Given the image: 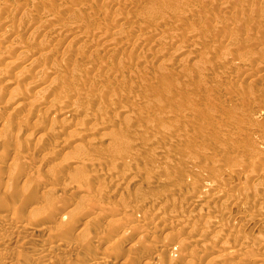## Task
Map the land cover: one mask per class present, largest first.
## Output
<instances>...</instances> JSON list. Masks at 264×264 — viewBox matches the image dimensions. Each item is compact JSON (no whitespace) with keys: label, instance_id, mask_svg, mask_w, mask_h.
Returning a JSON list of instances; mask_svg holds the SVG:
<instances>
[{"label":"rangeland","instance_id":"1","mask_svg":"<svg viewBox=\"0 0 264 264\" xmlns=\"http://www.w3.org/2000/svg\"><path fill=\"white\" fill-rule=\"evenodd\" d=\"M0 23V39L4 38L0 40V52L7 47L14 49L9 51L12 55L6 50L0 54L3 56L0 66L4 67L3 71L7 68L6 75L0 72L6 77L0 75V105L3 106H0V126L3 123L5 126L0 129V215L5 217L0 220V264L12 261L65 264L59 261L61 256L77 263L92 255L102 257L112 251L111 246L119 257L116 264H124V259L129 260L126 264H153L150 257L156 254L159 259L154 264H207L209 257L215 256L209 250L219 246V240L206 241V253L197 251L199 243L187 245L188 242L181 240L190 223L199 218L189 217L191 220H187L183 232L176 227L160 231V226L184 210L187 213L183 215L190 212L192 215L188 191L200 190L212 183L228 189L229 193L223 200L206 203L207 214H220L217 229L230 236L226 241L221 240L222 245L243 240L240 243L243 246L236 248L238 253L246 251L247 257L260 249V255L264 254V249L255 242V236H264V225L243 226L255 207L244 206L242 211L245 209L243 214L247 215L237 218L234 214L238 208L229 202L231 197L247 200L252 194H259L264 207V0H0ZM56 26L63 29L59 34L51 31ZM69 30L83 36L71 40L66 35ZM104 40L107 43L101 45ZM24 46L38 47L35 50L41 53ZM43 49L45 57H40ZM26 53L31 54L28 59ZM6 56L13 59L8 57V61ZM21 57L29 64L30 72L24 70L27 64L20 63L19 60H24ZM6 60L8 64L13 63L9 66L13 69L10 72L8 65H4ZM29 61L33 62L32 66ZM35 61H39L37 65ZM19 68L23 73L20 79L19 70L16 72ZM13 77L18 81H12ZM17 94L22 96L18 98ZM30 102L35 103L32 109ZM44 114L46 118H42ZM22 115L23 118L26 115L25 121ZM86 116H92L91 123L95 125L92 131H84L90 125L88 122L84 130L68 127ZM42 134L44 138L39 139ZM56 142L57 148H54ZM59 143L65 146L58 148ZM16 159L18 164L14 162ZM11 162L17 164H14L16 172ZM57 162H62V166H53ZM252 170L261 171L259 181L249 179L252 174L248 173H253ZM48 173L51 178L55 177L51 180ZM28 174L34 175L31 178ZM68 174L74 179L67 178ZM43 184L55 190L51 200L40 189L33 190ZM103 189L111 194L102 196L107 191ZM24 193L29 194L27 201H23ZM81 194L87 195L86 198L94 196L96 202L102 197L98 204L104 205L103 210H98L94 198L88 199L92 203L86 202L87 210H83L85 204L79 210ZM59 198L69 208L65 209ZM45 199L49 205L54 202V208ZM153 200L165 204L156 215L158 218L153 216L152 209L146 208ZM59 203L67 211L78 209L71 211V222L69 214L65 216L66 211L59 209ZM37 204L45 210L36 211ZM46 205L52 211L57 207L59 210L48 211ZM122 209L127 215L121 218L123 225L122 221L112 225L109 221L120 218ZM100 211L106 219L95 222L96 225L90 220V225H86L83 213L96 216ZM113 212L116 215L110 217ZM133 214H145L148 219L139 221ZM149 216L153 224L157 223L158 230L153 231L156 226ZM131 219L133 222L128 224H136L135 229L122 235L121 229ZM40 220L47 227V231H39L42 236L31 231L34 227L39 230L34 221ZM155 220L159 223L162 220L164 224ZM107 221L109 226H114L110 231L105 228ZM67 225L73 229L61 238ZM229 228L239 231L232 232ZM207 229L211 228L204 227L201 229L204 233L199 234L205 235ZM48 230L55 231L48 233ZM54 232L58 233L53 235ZM238 232L241 235L236 236ZM147 233L158 237L153 236L151 241L147 236L144 239L142 235L143 240L139 237ZM37 239L46 244V254L32 252L31 245ZM139 240L143 248H129L133 244L138 246ZM178 241H181L180 248L171 249ZM61 242L65 243L63 251L48 252L51 246L62 245ZM162 242L171 246L165 247ZM260 258L259 263L264 264V255Z\"/></svg>","mask_w":264,"mask_h":264},{"label":"bare ground","instance_id":"2","mask_svg":"<svg viewBox=\"0 0 264 264\" xmlns=\"http://www.w3.org/2000/svg\"><path fill=\"white\" fill-rule=\"evenodd\" d=\"M5 22H6V20H4ZM2 22V21H1ZM9 22V21H8ZM1 24V23H0ZM3 24V23H2ZM8 24V23H7ZM52 27H53V25H52ZM51 27V28H52ZM60 26H56V27H54L51 31L53 32V34L54 33H58L59 34V32H60V30L62 31L63 29H61V28H59ZM50 30V29H49ZM65 30V29H64ZM67 31V30H66ZM70 31V30H69ZM68 31V32H69ZM47 32H48V29H47ZM65 32V31H64ZM67 32V33H68ZM71 32V33H70ZM69 32V34H66V33H63L64 35L66 34V35H68L67 36V38H69V39H71V40H79L82 36H83V34L81 35V34H77L76 32L77 31H75L74 33H72L73 32V30L72 31H70ZM79 32V31H78ZM50 34H52V33H50ZM62 34V35H63ZM6 36V35H5ZM11 36V35H10ZM63 37V36H62ZM10 38V37H9ZM102 36L100 35L99 37H98V40H102ZM1 39H3L4 40V38H1ZM0 39V40H1ZM2 40V41H3ZM108 41V40H107ZM102 43L104 44V43H107V42H105V40H104V42H100V44L102 45ZM3 44V43H2ZM7 45V44H6ZM13 45V44H12ZM17 45V44H16ZM4 46H5V43H4ZM8 46V45H7ZM39 48L40 47H42L41 45H37ZM44 46V45H43ZM23 47V46H22ZM24 47H27V46H24ZM38 47H35V49L36 48H38ZM28 48V47H27ZM27 48H26V51H28L27 50ZM30 49H32L31 47H29ZM28 48V49H29ZM42 48H45V47H42ZM13 48L12 47H7V48H3V51L4 50H6L5 52H7L8 51V53L7 54H9V51L11 52V50H12ZM35 49H32L33 51L35 50ZM18 50V49H17ZM24 49L22 48V51H23ZM41 50V49H40ZM45 49H43V54H42V56H40V57H45V51H44ZM3 51L2 52H0V54L1 53H3ZM13 52H14V49L12 50ZM21 51V50H20ZM25 51V52H26ZM36 51V50H35ZM34 51V52H35ZM5 52H4V54H5ZM47 52V51H46ZM48 52H50L49 50H48ZM16 53H19V50L16 52ZM25 54L24 52H21V54ZM29 53H31L32 54V52H29ZM28 53V55H31V54H29ZM37 53H41V52H38V51H36V54ZM48 54V53H47ZM47 54H46V56H47ZM6 55V54H5ZM4 55V56H5ZM9 55H12V54H9ZM28 55H27V53H26V56H27V58L26 57H24V58H26V59H28ZM33 55V54H32ZM39 55V54H38ZM1 57H3V56H0V58ZM9 57V56H8ZM8 57L6 56V58H7V60H8ZM23 57H21L22 59H24ZM30 57H32V56H30ZM5 58V57H4ZM3 58V59H4ZM11 57H9V59H10ZM17 58H19V57H17ZM34 58H35V56H34ZM34 58H32V59H34ZM13 59V58H12ZM12 59H10V60H12ZM31 58H29V60H30ZM1 60V59H0ZM5 60V59H4ZM4 60L3 61H1V62H4ZM7 60H6V64L4 63V65L6 66V65H8V66H6V67H8V71L9 70H13V69H9L10 67V65L11 64H13V63H9L8 64V62H7ZM17 60H19V59H16V61ZM39 60V59H38ZM9 61V60H8ZM20 61V63L22 64V63H24V62H26L25 61V59L23 60V61H21V60H19ZM31 61H33L34 62V60H31ZM37 61V60H36ZM35 61V62H36ZM11 62V61H10ZM32 62V63H33ZM39 62V61H38ZM38 62H36V65L38 64ZM29 63H30V61H29ZM32 63H30V65L32 66L33 64ZM15 64H19L18 62L17 63H15ZM27 64V62L25 63V65ZM24 65V66H25ZM18 66V65H17ZM23 66V67H24ZM26 66H28V67H26ZM25 67H26V69H25V67H24V70L27 72L28 70H29V72H30V69H29V64H27ZM1 68H2V71L0 70V72H3L4 74H5V69H7V68H5L4 69V71H3V68L4 67H2V66H0ZM13 66H11V68H12ZM19 67H22V66H19ZM0 68V69H1ZM14 68V67H13ZM33 69V68H32ZM19 70V74H18V79H20V77L22 76L21 74H23V73H21V70H20V68L19 69H17L16 70V72ZM23 70V68H22V72L24 71ZM47 71V70H46ZM10 72V71H9ZM13 72V74H14V72H15V70L14 71H12ZM47 73V72H46ZM51 73V72H50ZM9 74V73H8ZM7 74V75H8ZM0 75H3V74H0ZM6 75V74H5ZM15 75V74H14ZM21 75V76H20ZM12 76V75H11ZM15 76H17V75H15ZM3 78L5 77L4 75L2 76ZM0 78H1V76H0ZM6 78V77H5ZM14 78V77H13ZM18 79H17V77H16V80H15V78H14V80H12V81H14V82H17L18 81ZM1 82V81H0ZM3 82H7V81H3ZM9 83H11V81H8ZM13 82V83H14ZM8 83V84H9ZM41 84H42V82H40ZM5 84H7V83H5ZM37 84H39V83H37ZM41 84H39V85H41ZM44 84V83H43ZM45 85V84H44ZM1 86V85H0ZM42 88H44V86L42 85L41 86ZM39 90H40V87L38 88ZM45 89H46V86H45ZM13 90V89H12ZM14 90H16V89H14ZM11 91V90H10ZM11 92H13V91H11ZM16 93V92H15ZM21 93V92H20ZM13 94V93H12ZM23 94V93H22ZM18 95V94H17ZM16 96V95H15ZM22 96V95H21ZM21 96H17L18 98L19 97H21ZM2 97V96H1ZM16 97V98H17ZM9 98V100L10 101H12L11 99H10V97H8ZM11 98H13V96L11 97ZM13 99H15V98H13ZM9 100L7 101L8 103H9ZM20 100V99H19ZM6 102V103H7ZM5 103V104H6ZM7 103V104H8ZM14 103H18V100L16 101V102H14ZM31 104L33 103V102H30ZM29 105L30 107L31 106H33V104H35V103H33L32 105ZM1 107H3L2 105H0ZM25 106H27V105H25ZM19 107V106H18ZM34 107V106H33ZM33 107H31V109L33 108ZM4 108H5V106H4ZM35 108H36V106H35ZM34 108V109H35ZM14 109H16V108H14ZM33 109V110H34ZM1 110V109H0ZM53 110V109H52ZM29 111H31V110H29ZM44 111V113H46L45 112V110H43ZM49 111V110H48ZM51 112V111H50ZM50 112H48V114L50 113ZM60 113V111H57V113ZM54 113V112H53ZM53 113H52V115H53ZM59 113L58 114H56V115H59ZM55 114H54V117H56L55 116ZM45 115V114H44ZM51 115V116H52ZM23 116L24 115H22L21 117L23 118ZM43 116V115H42ZM46 116H47V114L45 115V116H43L42 118H46ZM50 116V117H51ZM25 117H26V115H25ZM23 118V120L25 119L26 120V118ZM92 117V116H91ZM91 117H88V116H86L85 118H83L82 120L80 119V120H75V122H72V123H70V124H68V127L69 128H74V129H77V130H84V125H85V122H88V123H90V125H88V127H87V129L86 130H84L86 133H88V132H90V131H92L94 128V123L92 122L91 123V120H92V118ZM22 118H21V120H22ZM52 119H53V116H52ZM55 119V118H54ZM20 120V121H21ZM22 120V121H23ZM24 120V121H25ZM21 121V122H22ZM19 122V121H18ZM84 123V124H83ZM87 124V123H86ZM1 125V124H0ZM3 125H4V123H3ZM3 125L2 126H0V127H2V128H0V129H4L5 128V126L3 127ZM7 125V124H6ZM7 127V126H6ZM11 128V127H10ZM6 131V130H5ZM5 131H1V132H5ZM11 131V130H10ZM33 132L35 131V129L34 130H32ZM73 131H75V130H73ZM37 132V131H36ZM39 132V131H38ZM37 132V133H38ZM52 132V134L54 133V130L53 131H51ZM12 133V132H11ZM69 134H71V132H68ZM3 134V133H2ZM1 134V135H2ZM31 134V133H30ZM33 134V133H32ZM51 134V133H50ZM44 134H42V136H40L39 135V139H41L42 137L44 138V136H43ZM0 137H2V136H0ZM5 137V136H4ZM7 137V136H6ZM18 138V137H17ZM37 138H38V136H37ZM42 138V139H43ZM73 139V138H72ZM75 139L76 138H74V140L73 141H75ZM6 141V140H5ZM37 141L38 142H40V140H38L37 139ZM4 142V141H3ZM6 143V142H5ZM11 143V142H10ZM16 143V142H15ZM3 144V143H2ZM17 144V143H16ZM1 145V144H0ZM7 145V144H6ZM15 145V144H14ZM21 146V145H20ZM24 146V145H23ZM57 146V142L56 143H54V148H57L56 147ZM65 146V144H63V143H59L58 144V148H63ZM9 147V146H8ZM8 147H6V148H8ZM52 147V146H51ZM10 152V151H9ZM26 156V155H25ZM5 157H7V156H5ZM18 158V157H17ZM28 158V157H27ZM27 158H26V160H27ZM87 158V157H86ZM85 158V159H86ZM19 159V158H18ZM23 160V159H22ZM80 160H81V158H80ZM84 160V159H83ZM90 160V159H89ZM14 161V160H13ZM17 161V162H16ZM16 161H14L15 163H17L18 164V160L16 159ZM21 161V160H20ZM24 161V160H23ZM76 161V160H75ZM91 161V160H90ZM22 162V161H21ZM80 162V161H79ZM79 162H78V164H79ZM89 162V161H88ZM11 163H13V162H11ZM15 163H13V169L12 170H14L15 171V168H16V166L15 165H17V164H15ZM24 163V162H23ZM23 163H20V164H23ZM55 163V162H54ZM62 163V162H61ZM61 163H59V162H57L56 163V165L55 164H53V166H57V168H59L58 166L61 164ZM15 164V165H14ZM84 164V163H83ZM12 166V165H11ZM14 166H15V168H14ZM40 166V165H39ZM60 166H62V165H60ZM19 167V165L17 166V168ZM51 168H52V165L50 166ZM49 167V168H50ZM25 168V167H24ZM53 169H55V167L54 168H52V170ZM10 170H11V168H10ZM21 170V169H20ZM23 170V169H22ZM47 170H49V169H47ZM52 170H49V172L50 171H52ZM36 171V170H35ZM37 171H38V169H37ZM36 171V172H37ZM53 171H55V170H53ZM52 171V172H53ZM16 172V171H15ZM29 172V171H28ZM36 172H34V173H36ZM40 172V171H39ZM50 172L51 173V175H55V172ZM252 172L253 173H248L249 175L250 174H252V175H250V177H249V179L251 178V180L252 179H256L257 178V180L259 181L260 180V177H262L259 173L261 172V171H259V172H257V173H254V170H252ZM50 173H48L49 174V176H50ZM13 174H14V172H13ZM31 174V173H30ZM30 174H28L29 176H31V178H32V176L34 175V174H32V175H30ZM72 174H68L67 175V178L69 177L70 179H74L73 178V176H71ZM37 176V175H36ZM72 178H71V177ZM10 177V176H9ZM28 176H26V178H27ZM55 177V176H54ZM53 177V178H54ZM25 178V179H26ZM30 178V177H29ZM35 178V177H34ZM49 178H51V176L49 177ZM53 178H51V180L53 179ZM66 178V179H67ZM12 179V178H11ZM11 179H9V180H11ZM69 179V180H70ZM125 180L126 181H129L130 180V178H125ZM26 181L28 182V180L26 179ZM254 181V180H253ZM256 181V180H255ZM43 182H44V180H43ZM85 182V181H84ZM31 184V183H30ZM35 184V183H34ZM28 185V184H27ZM26 185V186H27ZM36 185H38V184H36ZM41 184H39L38 186H40ZM45 184H43L41 187H34V189L33 190H39L40 189V193L41 194H43V195H45V196H49V200H51L52 199V195H55L54 193L52 194V192L53 191H55L53 188H52V186H48V184L47 185H45ZM50 185V184H49ZM231 185V184H230ZM229 185V186H230ZM65 186H67V185H65ZM236 186V185H235ZM71 187V186H70ZM69 187V188H70ZM26 188V187H25ZM65 188H68V187H65ZM109 188V187H108ZM110 188H112V187H110ZM28 189V188H27ZM26 189V190H27ZM73 189V188H72ZM71 189V190H72ZM32 190V191H33ZM67 190V189H66ZM78 190H80V191H83V190H81V189H78ZM103 190H107V189H103ZM102 190V191H103ZM180 190V189H179ZM182 190V189H181ZM180 190V191H181ZM226 190H228V189H226ZM224 188H220L219 187V185H217V184H207L206 186H204L202 189H200V190H196V191H188L189 193H188V203L190 204V206H189V204H187L189 207H191V209L193 210V214L191 215V212L190 213H188V215H183L185 212H186V210H184L185 212L182 214H180V212H179V214H177V216H175V218H172L171 220L169 219V221L167 222V223H163L162 222V220L164 221V219L162 218V220H161V223H163L164 225H159L161 228H160V231H164V230H170V229H178V228H185L186 227V225H187V220H191V219H189V217H194V218H199L200 219V221H199V219L197 220V219H194V221H193V223L191 222H189L190 223V225H191V227H190V225H189V229L188 230H186V234L185 233H182V235H183V237L181 238V240H183V241H185V243L186 242H188V244L187 245H189V244H191V243H193V244H197V243H199L198 245H199V247H197L198 249H197V251L199 250V251H204L205 252V250L207 249V242L206 241H208L209 239H215V241L216 240H219L220 242H219V246H215V245H213V246H215V248H213V249H211V250H209V252L211 251V252H214V254H215V256H210L209 257V259L207 260V258H206V260H207V264H238V263H240L241 264V262H244V264H258L259 262L261 263V261H260V259H262V258H260V256H262V255H264L263 253H262V255H260V252H261V250L260 249H258V251L255 253V254H253V255H247V257L245 256L247 253H246V251L245 252H243V254H242V252H240V253H238L237 252V250H239V249H237L236 250V248H240L241 246H243V244H240L243 240L242 239H240V240H242L241 242H239L238 244H236V243H234V242H232V243H234V244H232V245H230V246H224V245H222L224 242H222L223 240H225L226 241V237H228L229 235H227L226 236V234L225 233H223L224 231L222 230V232H221V230H219V229H217V227L219 226L218 225V222H219V218H220V214L219 213H215L214 214V212L213 213H211V215H209V214H207V212H208V207L206 206V203H207V201H210V200H219V199H221V200H223L224 198H226L227 196H229V193H228V191H226ZM73 191V190H72ZM34 192V191H33ZM111 191H106V192H104L103 191V194L104 195H102V196H109L108 194L110 193ZM29 193V192H28ZM28 193H24V197H23V201L24 200H26L27 198H29V194ZM30 193H31V191H30ZM76 193H78V191L76 190ZM113 193V192H112ZM36 194V193H35ZM80 194V193H79ZM111 194V193H110ZM32 195V194H31ZM30 195V196H31ZM100 195V194H99ZM253 195V194H252ZM251 195V199H247V200H249V201H247V200H243V199H241V198H239V197H231V199H230V205L231 206H236L237 208H238V212H236V214H234V212H233V214L234 215H236V217L237 216H239V217H241L242 215H244V217H245V215H247V214H243V213H245V209L242 211V208L244 207V206H252V207H255V210L253 211V213L252 214H250L249 216H246V219H245V222H244V220H243V222L244 223H246V224H244L243 226H245V225H247V226H251V224H262V225H264V207H262L263 205H261L260 204V199H262L261 197H260V195L258 194V195H255L254 194V196H252ZM86 196L87 195H83L82 196V194H81V198L80 197H78V198H80L79 200L82 202V200L84 201V199L86 198ZM57 197V196H56ZM76 197V198H77ZM93 199L94 198V196H93V198L92 197H87L86 199V201H84V202H80V206L79 207H77V205H73V206H76L77 208H79V210H82V208H83V210L86 208V205H87V201L88 202H91L92 203V201L91 200H88V199ZM97 198H99V196L98 197H96V199ZM102 197H100V199H101ZM104 198H106V197H104ZM264 198V197H263ZM48 199H45V200H47V202L45 201V200H43V203L42 204H45V202H46V204L48 203V206H50V208H54V202L53 201H51V203L53 202V204H51L52 205V207H51V205H49V200ZM53 199H54V196H53ZM60 199V198H59ZM82 199V200H81ZM98 200L97 202L95 201V198H94V201L98 204L99 203V201H100V203H101V201L102 200ZM30 200V199H29ZM67 200V199H66ZM65 200V201H66ZM186 200V199H185ZM27 201V200H26ZM45 201V202H44ZM54 201H56V204H57V200L56 199H54ZM60 202L61 201H64V200H62V199H60L59 200ZM76 202H75V204H78V199L77 200H75ZM264 201V200H263ZM95 202L93 203V204H95ZM62 203V205L64 206V202H61ZM187 203V202H186ZM41 204V206H43ZM60 204V203H59ZM85 204V205H84ZM97 204H95V206L94 207H96V205ZM228 204V203H227ZM67 205V204H66ZM81 205H84L83 207L81 206ZM100 204H98V210H101L103 207H104V205L103 204H101L100 206H99ZM103 205V206H102ZM165 205V204H164ZM164 205H162L161 204V202H159V201H157V200H153V201H150L149 202V205L148 206H146V204L144 203V206H146V208L148 207V208H150V209H152L154 212V214H153V216L154 217H156V218H158L156 215L157 214H159L160 213V211L161 210H163L162 208H163V206ZM186 205V206H187ZM260 205H261V207H260ZM37 206H38V208H36L35 210L36 211H40L43 207H40V205H38L37 204ZM47 206V205H46ZM47 206V207H48ZM55 206H58V205H55ZM60 206H61V204L58 206L59 207V209L61 210L62 209V211H64L67 207H68V205H67V207L66 206H64V208H60ZM63 206H61V207H63ZM88 206V205H87ZM230 206V207H231ZM57 207V208H58ZM80 207H81V209H80ZM245 207V208H246ZM251 207V208H252ZM57 208H55V211H52L53 209H49V207H48V211H52V212H57L56 211V209ZM69 208V207H68ZM71 208V207H70ZM75 208V207H74ZM90 208V207H89ZM101 208V209H100ZM165 208V207H164ZM251 208H249V209H251ZM59 209H57V210H59ZM64 209V210H63ZM76 209V208H75ZM90 209H92V208H90ZM97 209V208H96ZM96 209H94V210H96ZM149 209V210H150ZM169 209V208H168ZM187 209V208H186ZM191 209H189V210H191ZM42 210H45L44 208L42 209ZM74 209H71V211H73ZM85 210H87V208L85 209ZM84 210V211H85ZM93 210V209H92ZM103 210V209H102ZM123 210V209H122ZM182 210V209H181ZM232 210V209H231ZM34 211V210H33ZM47 211V210H46ZM66 212H65V214H64V212L62 213V214H64L65 216L66 215H68V217L69 218H71V219H69L70 220V222L72 221V215L71 214H73V212H76V211H78V209L75 211H73L72 213H71V211H70V209H68V211H70V213L67 211V210H65ZM89 211H91V210H89ZM124 212H123V214L120 216V218H119V216L118 217H116L117 219H114V220H112L111 219V221H109V222H111L112 223V225H115V223L117 222V224L120 222V221H122L121 222V224L123 225V220H121V218L123 219H125L126 217H127V215H126V212H125V210H123ZM220 211V210H219ZM219 211H217V212H219ZM247 211V210H246ZM120 212V211H119ZM164 212V211H163ZM222 212H225L224 210L222 211ZM59 213V212H58ZM67 213V214H66ZM82 213V212H81ZM91 213H93V212H91ZM90 213V214H91ZM101 211L99 212V213H96L95 215L96 216H93L94 214H92V216L91 217H93V219H91V217L89 216V215H86V212L85 213H83V215L85 216L84 218L86 219V220H84L85 221V223H86V225H90V223H89V221L90 220H94V222H91L92 224L94 223L95 224V222L96 223H98L97 221H99V220H103L104 218H105V214L103 213H101ZM122 213V212H121ZM187 213V212H186ZM60 214V213H59ZM88 214V213H87ZM119 214V213H118ZM117 214V215H118ZM129 214V213H128ZM205 214H207V215H205ZM223 214V213H222ZM225 215H227V214H229V212L226 214V212L224 213ZM232 214V213H231ZM83 215H81V216H83ZM111 216L110 217H112V215H116V213H114L113 212V214L111 213L110 214ZM134 215V214H133ZM136 215V214H135ZM134 215V216H135ZM139 215H141V214H139ZM138 214L136 215L137 216V218L136 219H138L139 221L141 220V221H146L148 218L145 216V214H143V215H141V216H139ZM161 216H162V213L160 214ZM171 215V214H170ZM205 215V216H204ZM230 215V214H229ZM128 216H130V214L128 215ZM135 216V217H136ZM139 216V217H138ZM204 216V217H203ZM223 217H224V215H222ZM231 216V215H230ZM68 217H67V220H68ZM107 217V216H106ZM131 217V216H130ZM129 217V218H130ZM152 217V216H151ZM150 216H149V219L151 218ZM7 218H8V216H7ZM63 218H65V220H66V217H63ZM63 218H61V220H64ZM82 218V217H81ZM147 218V219H146ZM161 218V217H160ZM238 218V217H237ZM5 219V217H4V215L2 216V214L0 215V220H4ZM106 219V218H105ZM132 219H135L134 217L132 218ZM131 219V221H129L128 220V222H127V226L125 225V226H123V228L121 229V224H120V228H119V230L121 229V231H122V235L124 234H126L127 235V233L128 232H130L131 231V228L132 229H135V227H136V224H134L133 225V223L130 225V224H128L129 222H133V220ZM7 220V219H6ZM109 220V219H108ZM151 221V223H152V218L150 219ZM158 220V219H157ZM157 220H155L156 222H158ZM196 220V221H195ZM87 221H88V224H87ZM114 221V222H113ZM199 222V225L198 226H196L197 224H196V222ZM239 221V223L241 224L242 222H240V220H238ZM7 222V221H6ZM45 222V221H44ZM43 222V223H44ZM108 221L106 222V224H108L109 223ZM134 222H136V220L134 221ZM30 223H32V222H30ZM28 224V226L30 225V226H32L31 224ZM34 223H35V225H37V227L39 228V230H37V228L35 229V227H34V229L32 230L31 228H29V229H31V231H32V234L33 233H35L36 231L38 232V234H40L41 235V232L39 233V231L40 230H42V231H47V227H45V226H43V223H41V220H40V222H36V221H34ZM33 223V224H34ZM37 223V224H36ZM39 223V224H38ZM110 223V224H111ZM124 223H126V222H124ZM137 223H138V221H137ZM159 223V222H158ZM161 223H159V224H161ZM233 223H234V221H233ZM8 224V223H7ZM45 224H46V222H45ZM148 224V223H147ZM153 224V223H152ZM155 224H157V223H155ZM155 224H153V225H155ZM220 224V223H219ZM6 225V224H5ZM96 225V224H95ZM98 225V224H97ZM111 225V226H112ZM119 225V224H118ZM129 225L131 226V227H129ZM134 227H133V226ZM8 226H11L10 224H8ZM25 226V225H24ZM29 226V227H30ZM34 226V225H33ZM68 226V225H67ZM106 227V229L107 228H109V231L112 229V228H110L111 226H109V224L108 225H105ZM107 226H109V227H107ZM156 226V225H155ZM208 226L211 228L210 230H208L207 232H206V234L204 235H201V234H199V233H204L203 231H201V229H203L204 227L206 228H208ZM230 226H232V227H234L233 225H230ZM237 226V225H236ZM239 226V225H238ZM237 226V227H238ZM241 226V225H240ZM242 226V227H243ZM260 226V225H259ZM12 227V226H11ZM21 227V226H20ZM42 227V228H41ZM49 227V226H48ZM112 227H114V226H112ZM157 227V226H156ZM152 228V229H154L153 231H155V230H158V227L157 228ZM176 227V228H175ZM222 227V226H221ZM246 227V226H245ZM9 228V227H8ZM13 228V227H12ZM14 228H15V226H14ZM17 228V227H16ZM26 228L27 227H25L24 229L26 230ZM53 228H55V227H53ZM99 228V227H98ZM187 228V227H186ZM219 228V227H218ZM235 228V227H234ZM234 228H229L232 232H236L237 230L239 231V229L237 228V229H234ZM241 228V227H240ZM248 228V227H247ZM246 228V229H247ZM18 229V228H17ZM58 229H60V228H56V230L58 231ZM71 229H73L72 228V226H68V227H66L65 228V230H66V232L64 233V234H60L61 235V238L63 237H65V236H67L72 230ZM117 229H118V226H117ZM139 229V228H138ZM180 229V230H181ZM221 229V228H220ZM254 229H256V228H254ZM105 230V229H104ZM179 230V231H180ZM183 230L184 229H182L181 231L183 232ZM225 230H226V228H225ZM49 231V230H48ZM53 231H55V230H53ZM53 231H49L48 233H51V232H53ZM60 231H62V230H60ZM98 231V230H97ZM120 231V232H121ZM159 231V232H160ZM227 231V230H226ZM243 231V230H242ZM36 232V233H37ZM99 233L101 232V231H98ZM102 232H103V230H102ZM101 232V233H102ZM108 232V230H106V233ZM117 232V231H116ZM151 232V231H150ZM185 232V231H184ZM43 233V232H42ZM58 233V232H57ZM57 233H53V235H55V234H57ZM97 233V232H96ZM138 234H140L141 232H137ZM143 233V232H142ZM152 233V232H151ZM156 233V232H155ZM227 233V232H226ZM260 233V232H259ZM103 234H105V232H103ZM103 234H101V236L103 235ZM148 234V233H147ZM165 235H167L166 233H164ZM232 234V233H231ZM235 234V233H234ZM238 234H240L239 232L237 233V235L236 236H238ZM246 234V237L247 236H249V235H247V233H245ZM49 235H51V234H48L47 236H49ZM142 235H144V239H146L145 237L147 236V238H148V240H152V237L154 236V235H150V233L148 234V235H146V234H141V236H139V237H141L142 238V240H143V236ZM164 235V236H165ZM169 235V234H168ZM167 235V236H168ZM241 235V234H240ZM239 235V236H240ZM243 235V234H242ZM256 235H257V233H256ZM262 235V234H261ZM260 234L258 235V236H255L256 238H255V242L256 243H258V245H259V247H261V248H263L264 249V236L262 237ZM38 236V235H37ZM42 236V235H41ZM40 236V237H41ZM104 236V235H103ZM155 236H157L156 234H155ZM154 236V237H155ZM190 236V238H188ZM261 236V237H260ZM158 237V236H157ZM230 237V236H229ZM252 237V236H251ZM42 238V237H41ZM243 239H244V237H242ZM229 239V238H228ZM238 239V240H239ZM9 240V239H8ZM42 240V239H41ZM44 240V239H43ZM222 240V241H221ZM247 241L249 240V239H246ZM252 240H253V238H252ZM252 240H250V241H252ZM7 241V240H6ZM58 241V240H57ZM57 241L55 242V243H57ZM99 241V240H98ZM145 241V243L146 242H148V241H146V240H144ZM166 241V240H165ZM210 241V240H209ZM237 241V240H236ZM244 241H245V239H244ZM100 242V241H99ZM141 240H139V242H138V246H136V244H135V246H129V248H136L137 247V249L138 248H140L141 246H142V248H143V242H141ZM228 242V241H227ZM246 242V241H245ZM9 243V242H8ZM62 243V245H53V246H51L50 247V250H48V252L50 251V253H52L51 251V249H55L56 251H59L60 252V250H62V247L64 248V244H63V242H61ZM98 243V242H97ZM141 245H140V244ZM160 243V242H159ZM206 243V244H205ZM243 243V242H242ZM249 243V242H248ZM253 243V242H252ZM251 243V244H252ZM48 244V243H47ZM58 244V243H57ZM60 244V243H59ZM115 244V243H114ZM162 244H163V246H165V247H169V245L170 244H167L166 242H162ZM162 244H161V246H162ZM225 244H226V242H225ZM247 244V243H246ZM118 245V244H117ZM209 246H211V247H213L211 244H208ZM255 245V244H254ZM48 246V245H47ZM50 246V245H49ZM66 246V245H65ZM115 246V245H114ZM171 246V245H170ZM174 246V247H173ZM173 246H171V249H179L180 248V246H181V241H178L175 245H173ZM244 246H246V245H244ZM112 247V246H111ZM110 247V249L113 251H109V252H107L106 254H103V256L102 257H98V258H96L95 256H93L92 254V256H90L88 259H86V260H79L77 263H72L73 261H69V259H67L66 257L64 258V257H62L61 256V258H59V261L61 262V263H65V264H116V262L118 261V258L119 257H117V255L114 253V251H116V250H113L112 248ZM248 247V246H247ZM256 247V246H255ZM45 248H47L46 247V244L44 243V241L42 242V241H39V239H37L34 243H32V245H31V250H32V252H34V253H45L46 252V250H45ZM194 248H196V247H194ZM200 248V249H199ZM109 249V250H110ZM209 249V248H208ZM233 249H235L234 251H232ZM213 250V251H212ZM63 251V250H62ZM248 252V251H247ZM54 253H57V252H54ZM53 253V254H54ZM118 253H120V251L118 252ZM206 253V252H205ZM208 253V252H207ZM250 253V252H249ZM19 254V253H18ZM21 254V253H20ZM46 254V253H45ZM211 254V253H210ZM209 254V255H210ZM245 254V255H244ZM205 256H206V254H204ZM43 256V255H42ZM45 256V255H44ZM47 256H49L48 254H47ZM159 256V255H158ZM157 256V254H156V256L154 255V256H151L150 257V261H152L151 263H155L156 261H158V259H159V257ZM85 258H86V255L84 256ZM127 257H128V255H127ZM204 257V256H203ZM206 257H208V256H206ZM47 259V258H46ZM84 259V258H83ZM148 259V258H147ZM199 259H202V258H199ZM13 260V259H12ZM12 260H10V261H12ZM128 261L129 262V260H127V259H124V261ZM144 260V259H143ZM204 260V259H203ZM125 261V263L124 264H126V263H128V262H126ZM138 261V260H137ZM154 261V262H153ZM186 261V260H185ZM189 261V260H188ZM201 261V260H200ZM263 262H264V259L262 260ZM122 262V261H121ZM146 263H147V260L145 261ZM171 262V261H170ZM178 262H180V260L178 261ZM205 262V261H204ZM11 264H20V262H10ZM50 263V262H49ZM52 263V262H51ZM136 263V262H135ZM148 263H150V262H148ZM158 263V262H157ZM163 263V262H162ZM169 263V262H168ZM176 263V262H175ZM188 262H186V264H187ZM259 263V264H260ZM9 264V263H8ZM170 264H173V263H170ZM192 264V263H191ZM194 264V263H193ZM196 264V263H195Z\"/></svg>","mask_w":264,"mask_h":264}]
</instances>
